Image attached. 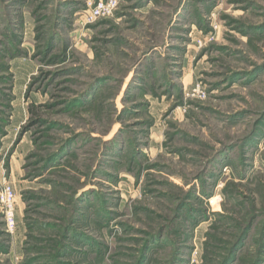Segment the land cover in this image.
Instances as JSON below:
<instances>
[{
  "label": "rangeland",
  "instance_id": "374dc122",
  "mask_svg": "<svg viewBox=\"0 0 264 264\" xmlns=\"http://www.w3.org/2000/svg\"><path fill=\"white\" fill-rule=\"evenodd\" d=\"M98 1L0 0V264H264V0Z\"/></svg>",
  "mask_w": 264,
  "mask_h": 264
},
{
  "label": "built area",
  "instance_id": "2783aa9c",
  "mask_svg": "<svg viewBox=\"0 0 264 264\" xmlns=\"http://www.w3.org/2000/svg\"><path fill=\"white\" fill-rule=\"evenodd\" d=\"M117 6L118 3L116 0H99L96 3L90 2L84 14V24H93L99 19L111 17L117 9ZM0 204L4 209L8 230L12 233L16 229V194L11 185L4 184L0 193Z\"/></svg>",
  "mask_w": 264,
  "mask_h": 264
},
{
  "label": "trees",
  "instance_id": "16d2710c",
  "mask_svg": "<svg viewBox=\"0 0 264 264\" xmlns=\"http://www.w3.org/2000/svg\"><path fill=\"white\" fill-rule=\"evenodd\" d=\"M249 228L247 227V230H248ZM246 231L243 233V237L240 239V241H239V243H237V245L235 246V248L233 249V253H232V255L229 257V260H230V258H232L233 257V254L238 250V248L240 247V245H241V243H242V241H243V239H244V237L246 236ZM227 262H228V260H227Z\"/></svg>",
  "mask_w": 264,
  "mask_h": 264
}]
</instances>
